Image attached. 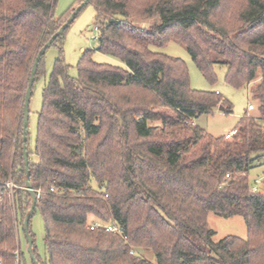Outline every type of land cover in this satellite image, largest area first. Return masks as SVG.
<instances>
[{
    "label": "trees",
    "instance_id": "1",
    "mask_svg": "<svg viewBox=\"0 0 264 264\" xmlns=\"http://www.w3.org/2000/svg\"><path fill=\"white\" fill-rule=\"evenodd\" d=\"M58 1L0 0V264L24 260L19 227L32 197L23 104L38 52L75 11L55 17ZM89 3L97 51L124 67L97 63L86 50L73 78L60 56L43 89L38 159L29 157L48 256L38 258L32 216L39 264H264V195L250 181L264 164V0ZM131 18L153 23L145 29ZM66 31L53 45L61 47ZM171 41L211 83L216 65L227 68L225 81L235 89L259 80L251 89L259 116L247 110L230 140L193 124L220 107L231 114L232 106L219 93L193 90L184 61L151 49ZM44 56L35 82L45 74ZM210 213L243 218L247 237L216 239ZM96 222L121 226L123 234L91 229Z\"/></svg>",
    "mask_w": 264,
    "mask_h": 264
},
{
    "label": "rangeland",
    "instance_id": "2",
    "mask_svg": "<svg viewBox=\"0 0 264 264\" xmlns=\"http://www.w3.org/2000/svg\"><path fill=\"white\" fill-rule=\"evenodd\" d=\"M78 3L79 0H59L55 8V17H67L72 9H76L79 6ZM96 15L94 4H87L66 31L61 47L57 45L51 46L42 60L41 65L45 74L40 77L33 86L30 102L29 126L27 130L29 157L34 162L38 159L34 155V150L38 115L43 102V89L49 80L56 60L62 56L65 63L70 66L69 74L73 78L78 77L77 64L82 57L83 52L86 50H93V60L97 63L124 67V64L119 59L97 51L98 41L93 38L95 34H98L94 30L96 27ZM131 21L134 25L145 29H148L153 23L152 20H140L136 18H131ZM151 49L155 52L164 53L168 56L179 58L184 61L188 68L190 84L193 90L219 93L224 100H227V102L231 104V114L224 113L218 108L214 110L213 113L204 114L195 120L198 126L209 134L215 137H220L234 131L238 121L246 113L250 104L254 106V110L250 112L248 111V114L253 117L259 116L258 103L257 101L252 100L251 97V89L259 80H256L251 85L245 86L241 89H235L225 81L227 68L222 65H216L215 74L217 80L215 83H211L201 74L191 55L179 42L171 41L163 48L152 47ZM157 124L159 123H151L150 126ZM256 179H261L262 184L259 186H262V188L260 189V192L264 195V164L251 170L250 181L253 183ZM8 185L11 190L14 188V185L11 182ZM93 186H96L95 182L93 183ZM94 220L93 217H90L89 222ZM30 225L31 231L35 235V247L38 258L42 262H46L48 256L44 248L45 228L42 216L38 210L34 213ZM208 225L216 232V239H221L230 235L243 239L247 237V226L241 217L223 218L210 213L208 216ZM19 239L24 258L22 264H33L31 256L27 250L26 235L21 226L19 227ZM146 258L155 263L153 253H147Z\"/></svg>",
    "mask_w": 264,
    "mask_h": 264
},
{
    "label": "water",
    "instance_id": "3",
    "mask_svg": "<svg viewBox=\"0 0 264 264\" xmlns=\"http://www.w3.org/2000/svg\"><path fill=\"white\" fill-rule=\"evenodd\" d=\"M90 0H85L84 2H82L73 12V14L69 17V19L62 25V27L60 28V30L58 31V33L51 38L38 52L33 66L31 68V72H30V77H29V82H28V86L26 89V93H25V97H24V104H23V158H24V163H25V171H26V175H27V181H26V185H27V190L30 192L31 197H32V206L31 209L29 211V213L25 216L24 219V232L26 233L27 236V240H28V252L31 256V260L33 261L34 264H39V262L37 261L35 254L33 252V241L32 238L29 234V224H30V220L31 217L33 216V214L36 211V206H37V195L35 193V190L32 188V185L30 183V159H29V154H28V149H27V141H28V126H29V116H30V102H31V96H32V90H33V86L36 80V74H37V70H38V66L39 63L42 59V57L44 56V54L46 53V51L53 45V43L55 42L56 38L59 35H62L67 29L68 27L73 23V21L76 19V17L78 16V14L81 12V10L89 3ZM219 110L223 111L224 108L220 107Z\"/></svg>",
    "mask_w": 264,
    "mask_h": 264
},
{
    "label": "built area",
    "instance_id": "4",
    "mask_svg": "<svg viewBox=\"0 0 264 264\" xmlns=\"http://www.w3.org/2000/svg\"><path fill=\"white\" fill-rule=\"evenodd\" d=\"M95 32H99V28L98 27H95ZM93 38L94 39H96V40H98V38H99V33L98 34H95L94 36H93ZM252 110H254V106L252 105V104H250L249 105V107H248V111H252ZM194 124V123H193ZM236 132L235 131H232V132H230L228 135H226L225 136V138L227 139V140H230L231 138H232V136L235 134ZM260 184H262L261 183V179H256L254 182H253V189L255 190V191H258V190H260L261 188H262V186L260 187L259 185ZM53 190V189H52ZM42 191L41 190H39L38 191V193L40 194ZM100 227H103V228H105L107 231H110V232H113V233H115V234H123V231H124V229H123V227H121V226H118V225H116V224H114V223H109V224H102V223H100V222H96V223H92L91 224V229H95V228H100Z\"/></svg>",
    "mask_w": 264,
    "mask_h": 264
},
{
    "label": "crops",
    "instance_id": "5",
    "mask_svg": "<svg viewBox=\"0 0 264 264\" xmlns=\"http://www.w3.org/2000/svg\"><path fill=\"white\" fill-rule=\"evenodd\" d=\"M249 112H250V111H249ZM194 124L198 125L196 121L194 122ZM226 135H228V134H226ZM226 135H225V136H226ZM217 137H218V136H217Z\"/></svg>",
    "mask_w": 264,
    "mask_h": 264
}]
</instances>
